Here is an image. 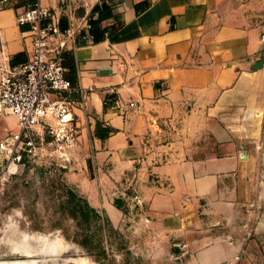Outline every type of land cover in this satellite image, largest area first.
Instances as JSON below:
<instances>
[{"label": "crops", "instance_id": "1", "mask_svg": "<svg viewBox=\"0 0 264 264\" xmlns=\"http://www.w3.org/2000/svg\"><path fill=\"white\" fill-rule=\"evenodd\" d=\"M101 1L9 0L0 65L28 58L17 16L30 4L75 25ZM104 1L111 37L62 52L85 93L67 182L113 227L126 222L137 264H264V0ZM15 127L0 112V137ZM128 199L141 212L118 206Z\"/></svg>", "mask_w": 264, "mask_h": 264}, {"label": "rangeland", "instance_id": "2", "mask_svg": "<svg viewBox=\"0 0 264 264\" xmlns=\"http://www.w3.org/2000/svg\"><path fill=\"white\" fill-rule=\"evenodd\" d=\"M167 126L175 132L178 128V141L186 143L191 138L179 123L168 122ZM29 133L41 147L38 153L32 158L25 156L17 166H0V262L76 264L77 259L84 258L88 264H137L129 248L132 233L125 221L113 227L99 208H95L98 216L90 215L87 221L77 211L82 203L77 197H83L66 180L69 166L77 161L75 145L68 151V160H63L52 153L51 138L45 130L35 126ZM118 206L134 212L144 208L131 199L118 201ZM52 242H58L62 249L56 253L41 251ZM21 245L28 246L31 253L24 254Z\"/></svg>", "mask_w": 264, "mask_h": 264}, {"label": "built area", "instance_id": "3", "mask_svg": "<svg viewBox=\"0 0 264 264\" xmlns=\"http://www.w3.org/2000/svg\"><path fill=\"white\" fill-rule=\"evenodd\" d=\"M7 0H0V9ZM49 11L38 2L17 16L19 25L29 24L31 51L25 62L0 65V112L13 115L17 128L0 138V166H17L24 157H34L41 147L29 130L38 126L50 136L53 152L68 160V151L77 141L74 121L75 94L83 101L85 93L75 88L62 52L70 42L91 40L89 19L84 24L68 23L65 30L48 19ZM264 42V33L261 35ZM134 103H130L133 106ZM9 171V170H8ZM240 256L234 257L239 260ZM227 264V263H219Z\"/></svg>", "mask_w": 264, "mask_h": 264}, {"label": "trees", "instance_id": "4", "mask_svg": "<svg viewBox=\"0 0 264 264\" xmlns=\"http://www.w3.org/2000/svg\"><path fill=\"white\" fill-rule=\"evenodd\" d=\"M9 0H7V5H8ZM113 14L111 12L110 7L106 4L104 0H102L99 4L95 5L92 9V15L89 17V24H90V29H89V34L92 36V42H99L104 40L107 37H111L112 33L114 30H116L117 26H111V27H102L101 22L109 17H111ZM95 16V17H94ZM60 28L62 30H65L68 26V24L61 22ZM64 55V53L62 54ZM21 54L15 55L12 60L11 64L15 65L21 61ZM63 64L65 65V62L63 61ZM66 66V65H65ZM109 130H107L105 135L109 134ZM102 137H104L103 134H101ZM73 198H76V194L71 193ZM78 201L82 202L79 204L77 211L81 215V217L84 218L85 221L89 219L90 215L93 216H98V211L92 207L88 201L85 198H79L77 197ZM75 212V211H74Z\"/></svg>", "mask_w": 264, "mask_h": 264}, {"label": "bare ground", "instance_id": "5", "mask_svg": "<svg viewBox=\"0 0 264 264\" xmlns=\"http://www.w3.org/2000/svg\"><path fill=\"white\" fill-rule=\"evenodd\" d=\"M28 246H25V245H21L19 246V249H21V251L24 252V254H30L31 251L30 249L28 248ZM61 245L58 243V242H52L50 244H46L45 246H42L41 247V251L43 252H46V253H56V252H59L61 250ZM17 263V262H16ZM28 262H18V264H26ZM30 264H45L43 262H36L35 260L29 262ZM0 264H12V262H0ZM76 264H88L86 262V260H84V258H79L76 260Z\"/></svg>", "mask_w": 264, "mask_h": 264}, {"label": "water", "instance_id": "6", "mask_svg": "<svg viewBox=\"0 0 264 264\" xmlns=\"http://www.w3.org/2000/svg\"><path fill=\"white\" fill-rule=\"evenodd\" d=\"M262 62H263V61L259 59V60L253 65V68H257V67L261 66Z\"/></svg>", "mask_w": 264, "mask_h": 264}]
</instances>
